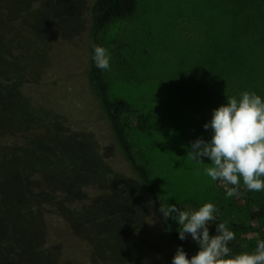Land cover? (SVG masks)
Listing matches in <instances>:
<instances>
[{
  "label": "rangeland",
  "instance_id": "rangeland-1",
  "mask_svg": "<svg viewBox=\"0 0 264 264\" xmlns=\"http://www.w3.org/2000/svg\"><path fill=\"white\" fill-rule=\"evenodd\" d=\"M203 1L137 0L132 16L110 24L101 34V45L111 53L106 73L112 94L125 98L136 110L128 128L134 148L150 169L163 201L184 210L209 201L215 204L223 190L221 182L204 175L210 161L193 160L186 146L198 137L211 138V130L203 124L227 97H238L244 90L264 97V48L256 54L242 52L246 58L239 63L243 71L250 68L249 73L239 79L231 77L225 84L219 81L225 87L223 93L207 85ZM10 4L13 12H3ZM90 4L91 0L0 2V119L16 117L13 110L19 108L23 127L18 124L22 133L16 135L23 142L31 139L29 123L39 132L42 106L69 116L72 123L84 120L86 124L95 116L84 81ZM8 15L13 17V26H8ZM20 81L15 92L8 89ZM95 131L103 140L102 127ZM114 165L123 170L120 164ZM239 190H245L243 184ZM145 211V219L140 213L123 228L122 255L116 264H171L172 246L157 218ZM65 232L59 231L65 252L87 249L86 240ZM185 243L192 254L197 251L190 236ZM103 258L96 263L112 264ZM76 264L90 263L79 260Z\"/></svg>",
  "mask_w": 264,
  "mask_h": 264
},
{
  "label": "trees",
  "instance_id": "trees-1",
  "mask_svg": "<svg viewBox=\"0 0 264 264\" xmlns=\"http://www.w3.org/2000/svg\"><path fill=\"white\" fill-rule=\"evenodd\" d=\"M202 5L207 12L203 73L207 85L223 93L219 81L225 84L249 73L250 68L244 72L240 66L239 60L246 58L242 52L256 54L264 48V0H204ZM136 8L137 0H91L84 81L94 106L92 120L72 123L69 116L42 106L39 132L29 123L31 139L23 142L16 135L22 133L18 124L23 127L20 109L13 110L16 117L0 119V264H73V259L97 264L99 257L116 264L122 255L123 228L140 213L145 219V209L162 226L173 255L179 245L192 255L178 239L177 223L163 219L160 203L167 204L130 138L136 110L112 94L106 71L92 60L93 45H101L103 31L132 16ZM3 12H13L11 4ZM9 17L8 26H13ZM15 83L8 87L11 92L21 86V81ZM97 126L102 127L103 140L94 132ZM135 198L143 204H136ZM215 206L217 222H228L236 233L230 244L233 251L254 250L257 238H264V192L238 190L227 198L223 185ZM60 230L86 240L87 249L65 252ZM214 231L215 225L210 226Z\"/></svg>",
  "mask_w": 264,
  "mask_h": 264
},
{
  "label": "clouds",
  "instance_id": "clouds-1",
  "mask_svg": "<svg viewBox=\"0 0 264 264\" xmlns=\"http://www.w3.org/2000/svg\"><path fill=\"white\" fill-rule=\"evenodd\" d=\"M92 60L101 71L111 68V53L102 45H93ZM203 128L211 130V138L198 137L186 147L193 160L210 161L204 175L221 182L227 198L238 195L241 184L249 192H264V97L249 90L227 97L212 110ZM159 211L165 221L177 223L179 240L190 236L198 246L191 256L183 245L177 246L171 264H264V238H257L254 250L234 252L230 244L236 233L228 222H217L214 203L205 202L191 210L160 203ZM212 225L214 233L210 232Z\"/></svg>",
  "mask_w": 264,
  "mask_h": 264
}]
</instances>
